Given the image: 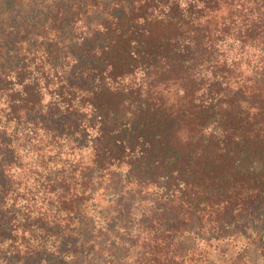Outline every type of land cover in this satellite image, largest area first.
Here are the masks:
<instances>
[{
	"label": "trees",
	"instance_id": "16d2710c",
	"mask_svg": "<svg viewBox=\"0 0 264 264\" xmlns=\"http://www.w3.org/2000/svg\"><path fill=\"white\" fill-rule=\"evenodd\" d=\"M0 264H264V0H0Z\"/></svg>",
	"mask_w": 264,
	"mask_h": 264
}]
</instances>
